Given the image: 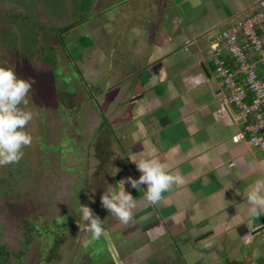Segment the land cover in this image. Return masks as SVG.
Returning a JSON list of instances; mask_svg holds the SVG:
<instances>
[{
	"label": "crops",
	"instance_id": "1",
	"mask_svg": "<svg viewBox=\"0 0 264 264\" xmlns=\"http://www.w3.org/2000/svg\"><path fill=\"white\" fill-rule=\"evenodd\" d=\"M262 1L142 0L116 10L128 17L129 48L123 62L115 59L124 76L113 63L106 73L127 92L115 99L111 130L100 135L104 145L118 131V148H107L119 169L116 184L140 175L128 158L155 159L183 177L155 205L125 184L136 198L133 229L145 232L140 247L148 257L161 252L154 246L149 254L155 241L171 248L174 239L173 257H190L182 264H264V215L250 222L245 198L264 178V152L240 137L247 117L229 101L209 51L222 26L242 21ZM94 69L96 79L103 75ZM92 86L102 92L99 82Z\"/></svg>",
	"mask_w": 264,
	"mask_h": 264
},
{
	"label": "rangeland",
	"instance_id": "2",
	"mask_svg": "<svg viewBox=\"0 0 264 264\" xmlns=\"http://www.w3.org/2000/svg\"><path fill=\"white\" fill-rule=\"evenodd\" d=\"M80 1L0 0L4 9L26 15L16 22L0 21V28L7 32L0 35V66L13 67L18 78L33 81L28 104L21 106L32 113L25 127L32 143L24 147L18 163L0 166V245L13 252L22 249L21 224L29 220L42 229L32 231L20 264H86L89 259L95 264H116L109 242L121 264H182L190 257H173L172 249L178 252L174 239L172 249L155 241L149 254L154 246L161 252L148 257L140 247L145 232L133 229V218L121 223L100 204L105 190L118 188V167L108 162L114 157L107 150L118 148L113 142L118 131L110 135L107 145L100 135L111 130L115 99L124 98L127 92V86L113 87L108 79L112 63L120 64H115L116 57L123 62L129 48L128 17L121 12L116 15V10L130 1L141 5L142 0H90L83 20L65 32L64 51L51 27L78 21ZM167 22L166 18V26ZM48 48L54 49L56 61L46 69L35 68L37 54ZM120 67L112 68L123 77L125 71ZM94 68H100L103 75L96 79L98 69ZM93 81L101 84L102 92L92 86ZM100 115L102 126L95 127ZM78 202L94 211L104 230L100 239L86 247L83 241L91 234L83 230L86 222L80 219ZM54 236L60 239L53 255L57 258L48 259ZM8 263L16 264L13 257Z\"/></svg>",
	"mask_w": 264,
	"mask_h": 264
},
{
	"label": "clouds",
	"instance_id": "3",
	"mask_svg": "<svg viewBox=\"0 0 264 264\" xmlns=\"http://www.w3.org/2000/svg\"><path fill=\"white\" fill-rule=\"evenodd\" d=\"M33 81L18 78L13 67L0 66V166L18 163L23 155V149L32 143V136L25 130L32 120L31 111L22 105L28 104V96ZM135 164L140 173L138 178L127 176L118 182V188L105 190L100 196L101 206L113 214L121 223H127L133 218L136 208V198L125 190V184L137 191H142L144 199L152 205L162 199V195L174 185L183 183L180 174H172L166 166L150 158L139 160L128 158ZM119 171L116 169L115 173ZM115 173L113 175H115ZM143 186V187H142ZM248 217L250 222L264 215V178L257 177L246 192ZM91 199V197H89ZM79 204L80 219L86 223L83 230L91 234L90 239L83 241L86 247L92 241L104 235L102 220L87 205Z\"/></svg>",
	"mask_w": 264,
	"mask_h": 264
},
{
	"label": "built area",
	"instance_id": "4",
	"mask_svg": "<svg viewBox=\"0 0 264 264\" xmlns=\"http://www.w3.org/2000/svg\"><path fill=\"white\" fill-rule=\"evenodd\" d=\"M209 51L229 101L247 117L240 137L264 152V1L219 30Z\"/></svg>",
	"mask_w": 264,
	"mask_h": 264
},
{
	"label": "trees",
	"instance_id": "5",
	"mask_svg": "<svg viewBox=\"0 0 264 264\" xmlns=\"http://www.w3.org/2000/svg\"><path fill=\"white\" fill-rule=\"evenodd\" d=\"M90 5H91V1L90 0H81L79 5H78V9H79V20L72 22L71 24L68 25H64L61 27L58 26H52L51 30L54 31L56 39L60 45V47L66 51L65 49V32L67 30H69L70 28H72L73 26H75L79 21L83 20L84 17V13L88 12V10L90 9ZM25 19L26 15L25 14H21V13H15L12 10H6L3 8L1 2H0V21L2 20H10L12 22H16L19 19ZM6 34L7 32H5L4 29L0 28V35L1 34ZM86 40V39H85ZM84 41V37H80V42ZM85 42V41H84ZM87 42V41H86ZM88 43V42H87ZM86 44V43H84ZM3 46V45H2ZM1 46V47H2ZM37 59H35V68L36 67H45L48 68L51 63L55 62V52L53 48H48L46 50L41 51L39 54H37ZM22 228L24 231V247L16 252L13 251H9L4 245H0V264H10L8 263V260L10 257L14 258V262L16 264H20L21 261V256L24 253V250L26 248V246L28 245V243L30 242V240L32 239V231H38L41 230L42 228H39V226L37 224H34L32 222H30L29 220H24L22 222ZM44 229V228H43ZM55 237V236H54ZM53 239L51 238V241H53V244L50 245L49 247V255H47V258H57V257H53V255L56 254L57 250H58V245H59V238L55 237ZM151 262V260H150ZM86 264H95L94 260L89 259L88 262Z\"/></svg>",
	"mask_w": 264,
	"mask_h": 264
},
{
	"label": "water",
	"instance_id": "6",
	"mask_svg": "<svg viewBox=\"0 0 264 264\" xmlns=\"http://www.w3.org/2000/svg\"><path fill=\"white\" fill-rule=\"evenodd\" d=\"M109 248H110L111 254H112L116 264H121V262L118 260L116 252H115L114 248L112 247V245L110 244V242H109Z\"/></svg>",
	"mask_w": 264,
	"mask_h": 264
}]
</instances>
